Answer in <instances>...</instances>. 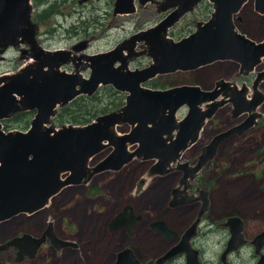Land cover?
Returning <instances> with one entry per match:
<instances>
[{
    "label": "rangeland",
    "instance_id": "rangeland-1",
    "mask_svg": "<svg viewBox=\"0 0 264 264\" xmlns=\"http://www.w3.org/2000/svg\"><path fill=\"white\" fill-rule=\"evenodd\" d=\"M116 1L32 0L29 29L35 32V45L28 43L8 49L5 58H0V78L3 74L15 73L35 64L33 56L41 46L51 52L65 50L73 54L72 59L61 68L68 72L79 70L84 77L89 76L90 68H83L87 60L80 61L82 55H94L119 47L131 55L126 62L128 69H143L155 64L151 45L141 35L166 18L176 6L170 4L169 0H150L144 4L136 0L134 13L121 14L115 12ZM213 11L211 0L196 2L167 29L164 39L178 41L190 35L197 30L199 23L206 22L212 16ZM238 16L242 17V20L238 17L236 21L239 30L257 43L262 42L264 14L255 11L254 2H248ZM83 41H89L88 48L76 51L75 47L82 45ZM25 51L28 53L25 54ZM263 71L264 62L245 72L239 62L226 60L193 71L158 75L143 84L145 88L158 90L198 84L210 90L218 81L224 80L230 85L229 90L234 87L246 89L248 99L261 101L253 110L260 117L252 132L244 138L230 137L225 140L216 158L191 180L190 193L198 194L197 188L207 187L210 196L211 211L205 214L199 227L200 234L193 242L196 248L202 250L205 264H222L221 253L230 235L228 227L223 228L222 222L229 217L236 214L242 216L249 224L251 237L264 229V161L257 168H251L253 163L264 157V77H260ZM222 94L219 100L229 95L227 92ZM128 95L127 91L118 90L112 84L102 85L94 95H80L76 100L77 105L72 107L75 109L73 115L80 119H84V114L91 109L92 116H86L90 117L88 122L73 120V115L65 110L70 103L59 106L57 115L52 117L48 127L59 130L70 124L83 126L112 112L125 114ZM228 97L231 98V95ZM22 109L3 120L5 131H26L31 126L36 110L27 112L28 109ZM22 112L23 115L17 116ZM186 114L187 108H181L177 112V119L182 120ZM248 115L249 112L237 114L234 103L227 101L213 117L206 120L199 139L183 152L180 161L195 164L204 146L216 134L241 123ZM116 128L123 133L130 125L120 124ZM135 148V145H129L131 151ZM111 150L109 147L91 158L88 182L66 187L51 199L50 205L32 216L20 215L0 224V245L24 232L41 236L53 223L58 237L78 246L58 250L48 241L35 259L23 261L17 260L18 250L10 247L0 250V264H114L117 253L126 247L133 248L143 264H153L174 243L167 241L150 223L164 219L172 228L183 233L196 218L201 201L179 207L169 206L173 198L172 189L179 186L181 171L175 168L161 177L152 171V161H143L139 157L119 172L96 171L97 165ZM175 163L173 166H176ZM127 204H132L135 212L144 219L133 227L132 235L127 230L110 231L112 219ZM250 253L251 248L245 247L235 260L238 264H251ZM179 264H184L183 259Z\"/></svg>",
    "mask_w": 264,
    "mask_h": 264
},
{
    "label": "water",
    "instance_id": "water-1",
    "mask_svg": "<svg viewBox=\"0 0 264 264\" xmlns=\"http://www.w3.org/2000/svg\"><path fill=\"white\" fill-rule=\"evenodd\" d=\"M148 1L139 0L143 4ZM198 1L169 0L176 6L175 10L141 35L151 45L150 51L156 60L155 64L145 69H128L126 62L129 56L124 53L123 47H119L89 57V62L83 64L84 69L90 67L92 70L87 79L79 70L74 74L60 70L71 59L68 51L54 53L36 47L38 53L33 56L35 64L0 78V223L22 213L37 212L66 187L88 182L91 176L89 159L112 145L115 148L113 153L96 167V171L120 170L134 158L143 157L158 158L154 173L164 175L175 168L183 172L180 185L173 189L170 205L179 207L201 201V207L196 220L183 233L180 241L154 264H166L181 253L186 254L188 264H201L200 252L191 241L210 208V199L206 188L198 189V197L189 194L190 180L216 158L225 140L233 135H243L257 124L260 114L253 110L261 101L249 100L245 96L246 89L234 87L229 90L230 85L224 80L212 90L198 85L152 90L142 87V83L157 74L196 70L217 61L234 60L240 62L245 72L253 70L264 57V40L257 43L239 31L236 19L250 1L254 2L258 13L264 14V0H211L214 6L212 16L199 23L194 33L178 42L164 39L167 29ZM115 8L116 13H134L136 0H117ZM32 12L31 0H0V56L8 48L24 41L35 45V32L29 29ZM239 20H242L241 16ZM86 47L85 41L75 50ZM54 54L57 58L50 59L55 57ZM117 62L121 63L119 67H116ZM260 77H264V72ZM102 83L113 84L118 90L129 93L125 114L112 112L88 125H69L59 130L47 126L59 106L72 102L82 94L93 95ZM223 92L231 98L227 96L219 100ZM227 101L234 103L237 114L249 112V117L243 123L216 134L204 146L195 165L180 161L183 152L199 139L206 120L213 117ZM204 104L206 108H203ZM184 105L189 106V113L183 120H177L176 113ZM22 108L36 110L32 128L29 132L5 133L1 120ZM127 122L132 125V130L123 136L118 135L116 126ZM137 144L135 150H129V145ZM174 162L175 167L172 166ZM66 173L69 174L64 176ZM141 219L142 216L135 214L134 207L128 204L112 220L110 229H125L132 234L133 227ZM226 224L231 229L232 238L222 260L224 264H229L228 254L248 241L239 234L240 218L231 217ZM151 226L168 241L178 237L177 231L168 227L164 220L154 221ZM48 240L57 249L76 246L58 237L54 224L50 223L40 237L25 233L0 245V250L15 246L19 250V260L34 258ZM250 242L256 247V252L261 253L264 232ZM115 264H141V261L133 249L127 247L117 254ZM258 264H264V255Z\"/></svg>",
    "mask_w": 264,
    "mask_h": 264
},
{
    "label": "flooded vegetation",
    "instance_id": "flooded-vegetation-1",
    "mask_svg": "<svg viewBox=\"0 0 264 264\" xmlns=\"http://www.w3.org/2000/svg\"><path fill=\"white\" fill-rule=\"evenodd\" d=\"M21 39V38H20ZM22 44H26V45H29L28 44V42H21L19 45H22ZM17 47V46H16ZM10 48H12V47H10ZM10 48H8V49H10ZM7 49V50H8ZM6 50V51H7ZM28 53V51H25V54H27ZM0 57H2V55L0 56ZM71 60V59H70ZM21 111H23V110H21ZM20 111V112H21ZM34 110H32V112H33ZM34 113H36V111L34 112ZM24 113L22 112V113H20V114H18L17 116H19V115H23ZM16 116V115H15ZM3 120H5V119H2V122H3ZM254 128V127H253ZM253 128H251V129H249V130H247L243 135H233L232 137H237V138H244V137H247V135L248 134H250L251 132H252V129ZM263 155H264V153H262ZM198 159V158H197ZM250 160H252V156H251V158H250ZM264 161V157L263 158H261V159H259V161L258 162H256V163H253L252 165H251V168H253V169H255V168H257L262 162ZM154 163V162H153ZM181 173H182V171H181ZM165 176V175H164ZM161 177H163V176H161ZM198 195V194H197ZM196 195V196H197ZM144 218H142V220H143ZM12 220V219H11ZM11 220H7L5 223H7V222H9V221H11ZM141 220V221H142ZM140 221V222H141ZM1 224H4V223H1ZM168 224V223H167ZM168 226H170L169 224H168ZM171 227V226H170ZM172 228V227H171ZM242 231H243V233H244V235H245V238H247V239H249V240H251V236H250V233H249V224L247 223V221L243 218V225H242ZM179 233V237H180V235H181V233L182 232H178ZM199 234H200V228H199V233H198V235L193 239V241L192 242H195L196 241V238L199 236ZM229 239H228V241H227V244H226V246L228 247V243H229V241H230V239L232 238V233L231 232H229ZM176 241V242H175ZM175 241H173L174 243H172V245L169 247V248H171L172 246H174L175 244H177V242L179 241V238L177 239V240H175ZM250 247L251 248V253H250V255H251V259H252V262H251V264H256L258 261H259V255H257V253H256V250H255V247L253 246V244H251V243H248V244H246L245 246H243L242 248H239L236 252H234V253H232L231 255H230V257H229V261L232 263V264H238V262L235 260V258H236V256L237 255H241L243 252H244V248L245 247ZM168 248V249H169ZM167 249V250H168ZM166 250V251H167ZM165 251V252H166ZM165 252H163L162 254H164ZM201 253H202V251H201ZM161 254V255H162ZM161 255H159V256H161ZM158 256V257H159ZM232 257H234V258H232ZM180 259H183V261H184V264H187V262H186V255L185 254H181V255H178V256H176V257H173L172 259H170L168 262H167V264H179V261H180ZM202 264H205L204 263V261H203V259H202Z\"/></svg>",
    "mask_w": 264,
    "mask_h": 264
},
{
    "label": "trees",
    "instance_id": "trees-1",
    "mask_svg": "<svg viewBox=\"0 0 264 264\" xmlns=\"http://www.w3.org/2000/svg\"><path fill=\"white\" fill-rule=\"evenodd\" d=\"M77 100V99H76ZM76 100H74L73 102H71V104L69 105V107H66L65 110L68 111V114L69 115H73V113L75 112V109H72V107H74L76 104ZM68 106V105H67ZM71 106V107H70ZM87 115H90V117L92 116L91 115V109H88V112H86L84 114V119H80L79 117H76L75 115H73V120L76 121V122H88L90 119V117H86Z\"/></svg>",
    "mask_w": 264,
    "mask_h": 264
},
{
    "label": "bare ground",
    "instance_id": "bare-ground-1",
    "mask_svg": "<svg viewBox=\"0 0 264 264\" xmlns=\"http://www.w3.org/2000/svg\"><path fill=\"white\" fill-rule=\"evenodd\" d=\"M54 56H55V57H53V56H52V57H50V59L57 58V55H55V54H54ZM120 65H121V63H120V64H118V65H117V67H119ZM98 90H99V89H98ZM98 90H97V91H98ZM97 91H96V92H97ZM96 92H95L94 94H96ZM94 94H93V95H94ZM3 130H4V128H3ZM6 221H7V220H5V221H3V222H6ZM1 223H2V222H1ZM1 223H0V224H1ZM230 240H231V239H230Z\"/></svg>",
    "mask_w": 264,
    "mask_h": 264
}]
</instances>
